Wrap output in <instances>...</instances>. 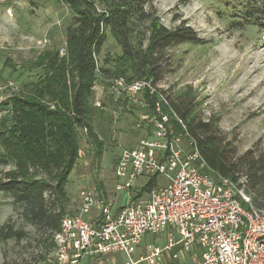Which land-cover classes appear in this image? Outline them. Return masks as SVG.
<instances>
[{
  "label": "trees",
  "instance_id": "obj_1",
  "mask_svg": "<svg viewBox=\"0 0 264 264\" xmlns=\"http://www.w3.org/2000/svg\"><path fill=\"white\" fill-rule=\"evenodd\" d=\"M59 1L73 13L65 29L66 55L59 56L54 48L40 52L27 66L41 69L38 80L27 82L23 91L0 102L10 107L0 121V166H10L0 178V191L11 198L23 221L41 232L40 242L52 248L66 211L65 186L79 158V129H85L97 165L104 151L94 118L104 116L105 111L93 105V87L99 79L95 56L107 32L121 53L105 57L99 67L105 89L113 75L129 82L150 79L159 83L172 72L170 48L205 43L186 20L172 28L162 24L152 8L155 0ZM250 11L245 9L242 16L257 19ZM169 99L206 163L205 172L235 183L245 177L244 192L255 208L264 210V151L252 147L240 153L216 119L202 118L193 97L169 94ZM150 186L151 182L143 189ZM25 236L23 228L10 222L0 226V241Z\"/></svg>",
  "mask_w": 264,
  "mask_h": 264
},
{
  "label": "rangeland",
  "instance_id": "obj_2",
  "mask_svg": "<svg viewBox=\"0 0 264 264\" xmlns=\"http://www.w3.org/2000/svg\"><path fill=\"white\" fill-rule=\"evenodd\" d=\"M152 8L165 26L172 28L186 20L205 39L203 44L186 43L168 50L173 58L172 72L159 82L162 90L172 96L193 97L202 118L216 119L240 153L252 147L264 151V0H155ZM247 8L252 15L257 14V19L242 16ZM72 15L59 0H0V81L6 85L0 102L23 91L27 82L38 80L41 69L29 70L27 66L40 52L51 48L59 51L62 46L66 49L65 29ZM120 53L119 45L107 32L96 56L98 66L105 57ZM93 90L94 100L100 101L105 111L104 116L94 118L104 151L97 165L85 129H79V158L65 186V214L77 211L78 192L84 187L98 190L101 186L99 191L112 197L116 157L141 136L135 127L137 111L132 106L114 103L101 78ZM9 108L0 106V121ZM112 111L116 113L115 123ZM9 168L0 166V178ZM144 182L139 178L135 189ZM127 201L124 195L122 204ZM18 212L11 198L0 191V226L10 222L26 231L21 240L0 241V264H37L40 255L46 258L53 248L48 242H40L41 232L24 222ZM142 242L160 243L151 235ZM121 255H117L118 264H122Z\"/></svg>",
  "mask_w": 264,
  "mask_h": 264
},
{
  "label": "built area",
  "instance_id": "obj_3",
  "mask_svg": "<svg viewBox=\"0 0 264 264\" xmlns=\"http://www.w3.org/2000/svg\"><path fill=\"white\" fill-rule=\"evenodd\" d=\"M58 54L66 55L64 46ZM96 73L103 77L98 63ZM107 81L112 100L137 111L141 132L114 163L113 192L128 201L117 207L106 191L80 189L77 211L61 217L52 251L37 264H82L85 256L116 253L125 256L124 264H162L164 256L176 259L195 249L199 255L190 264H264V210L244 192L245 177L235 183L205 172L194 139L159 83L121 75ZM5 86L0 81V97ZM93 105L104 108L98 100ZM139 178L145 182L135 189ZM147 235L164 240L138 252Z\"/></svg>",
  "mask_w": 264,
  "mask_h": 264
},
{
  "label": "crops",
  "instance_id": "obj_4",
  "mask_svg": "<svg viewBox=\"0 0 264 264\" xmlns=\"http://www.w3.org/2000/svg\"><path fill=\"white\" fill-rule=\"evenodd\" d=\"M113 195V199L115 202V205L117 207L122 206V200L124 198L123 193H117V192H112ZM111 197V195H110ZM157 238H159V241L161 244L164 240V235L161 236H157ZM146 242H141L139 248H138V252H142L144 251V246H145ZM117 255H121V254H108V255H104V256H95V257H84L82 259V264H118V256ZM136 255L139 254H135ZM198 250H194V252L191 253H184V254H180L178 256V258L176 259H170L167 256H164V261L162 264H190L192 263L198 256ZM120 259H122V264H124L125 262V256L122 254L121 256H119Z\"/></svg>",
  "mask_w": 264,
  "mask_h": 264
}]
</instances>
